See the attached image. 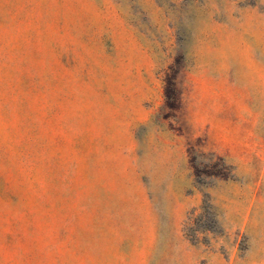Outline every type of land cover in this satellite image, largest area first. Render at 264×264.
Returning <instances> with one entry per match:
<instances>
[{
	"label": "rangeland",
	"instance_id": "rangeland-1",
	"mask_svg": "<svg viewBox=\"0 0 264 264\" xmlns=\"http://www.w3.org/2000/svg\"><path fill=\"white\" fill-rule=\"evenodd\" d=\"M0 264H264V0H0Z\"/></svg>",
	"mask_w": 264,
	"mask_h": 264
}]
</instances>
